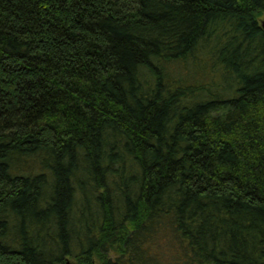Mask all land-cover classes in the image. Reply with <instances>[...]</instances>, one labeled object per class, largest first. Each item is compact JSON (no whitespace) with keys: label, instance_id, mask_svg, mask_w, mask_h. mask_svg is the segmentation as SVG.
<instances>
[{"label":"trees","instance_id":"16d2710c","mask_svg":"<svg viewBox=\"0 0 264 264\" xmlns=\"http://www.w3.org/2000/svg\"><path fill=\"white\" fill-rule=\"evenodd\" d=\"M264 0H0V264H264Z\"/></svg>","mask_w":264,"mask_h":264},{"label":"water","instance_id":"95a60500","mask_svg":"<svg viewBox=\"0 0 264 264\" xmlns=\"http://www.w3.org/2000/svg\"><path fill=\"white\" fill-rule=\"evenodd\" d=\"M263 24H264V21H263Z\"/></svg>","mask_w":264,"mask_h":264}]
</instances>
